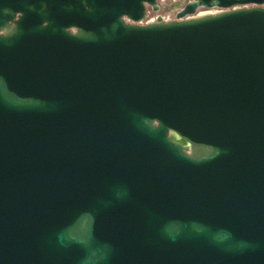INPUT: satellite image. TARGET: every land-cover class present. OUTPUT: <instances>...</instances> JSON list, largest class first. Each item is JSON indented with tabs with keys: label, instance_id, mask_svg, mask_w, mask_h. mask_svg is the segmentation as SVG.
<instances>
[{
	"label": "water",
	"instance_id": "1",
	"mask_svg": "<svg viewBox=\"0 0 264 264\" xmlns=\"http://www.w3.org/2000/svg\"><path fill=\"white\" fill-rule=\"evenodd\" d=\"M147 7L0 0V264H264V0Z\"/></svg>",
	"mask_w": 264,
	"mask_h": 264
},
{
	"label": "built area",
	"instance_id": "2",
	"mask_svg": "<svg viewBox=\"0 0 264 264\" xmlns=\"http://www.w3.org/2000/svg\"><path fill=\"white\" fill-rule=\"evenodd\" d=\"M187 1H190V0H186L184 3H186ZM184 3H183V5H184ZM156 5H157V9H156L155 11L152 10V12H153L154 15H153L152 17L149 18L148 13L145 12V17L142 19V21H141L140 23L153 22V21L156 20L157 17H160V19L163 20V21H166V20H169V19L174 18L175 14H174L172 17H169V16H166V15H164V14H162V13L159 12V11H160V6H159V4H158V0H156ZM183 5H181V6L179 7V9H180ZM200 9L203 10V11H205V12H204L205 14H214V13L220 11L222 8H220V7H218V6H210V7L199 6V7H197V8L195 9V11H194L190 16H197V15H199L198 11H199ZM177 10H178V9H177ZM177 10H176V11H177ZM176 11H175V13H176ZM204 13H202V14H200V15H203ZM146 18H147V19H146ZM148 18H149V19H148Z\"/></svg>",
	"mask_w": 264,
	"mask_h": 264
},
{
	"label": "rangeland",
	"instance_id": "3",
	"mask_svg": "<svg viewBox=\"0 0 264 264\" xmlns=\"http://www.w3.org/2000/svg\"><path fill=\"white\" fill-rule=\"evenodd\" d=\"M185 1L186 0H158V4L160 6V11L159 12L164 14V15H166V16L172 17L175 14V11L177 9H179V7L181 5H183V3ZM204 12L205 11H203L201 9L198 11L199 15L204 13ZM153 15H154L153 12H149L148 13L149 18L152 17ZM187 151H189V150L187 149Z\"/></svg>",
	"mask_w": 264,
	"mask_h": 264
},
{
	"label": "flooded vegetation",
	"instance_id": "4",
	"mask_svg": "<svg viewBox=\"0 0 264 264\" xmlns=\"http://www.w3.org/2000/svg\"><path fill=\"white\" fill-rule=\"evenodd\" d=\"M249 5L247 4V6H249ZM149 12H152V9L150 7H147L146 8V13H149ZM16 18H17V14L15 15V17L13 19H16ZM125 20L128 21L127 19H125ZM8 23H9V25H11L12 21H9ZM42 24H45V22H43ZM10 28H11L10 26L3 27L2 29H0V34H5L6 32H8L10 30ZM64 30L68 34H75L77 32V28L74 27V26L65 27Z\"/></svg>",
	"mask_w": 264,
	"mask_h": 264
},
{
	"label": "bare ground",
	"instance_id": "5",
	"mask_svg": "<svg viewBox=\"0 0 264 264\" xmlns=\"http://www.w3.org/2000/svg\"><path fill=\"white\" fill-rule=\"evenodd\" d=\"M171 138L173 140H175L176 142L180 143L181 145L187 147V148H191V149H195V146L190 144L189 142H187L184 138L178 136L175 133H171Z\"/></svg>",
	"mask_w": 264,
	"mask_h": 264
}]
</instances>
